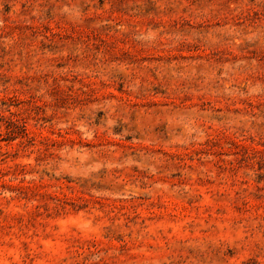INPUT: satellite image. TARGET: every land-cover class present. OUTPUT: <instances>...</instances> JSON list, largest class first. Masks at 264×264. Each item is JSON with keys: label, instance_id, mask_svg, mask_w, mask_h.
<instances>
[{"label": "rangeland", "instance_id": "obj_1", "mask_svg": "<svg viewBox=\"0 0 264 264\" xmlns=\"http://www.w3.org/2000/svg\"><path fill=\"white\" fill-rule=\"evenodd\" d=\"M0 264H264V0H0Z\"/></svg>", "mask_w": 264, "mask_h": 264}]
</instances>
